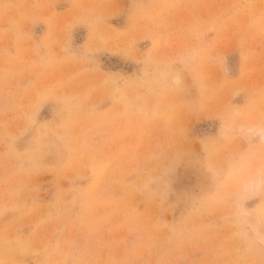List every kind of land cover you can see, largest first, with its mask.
<instances>
[{
	"label": "rangeland",
	"instance_id": "rangeland-1",
	"mask_svg": "<svg viewBox=\"0 0 264 264\" xmlns=\"http://www.w3.org/2000/svg\"><path fill=\"white\" fill-rule=\"evenodd\" d=\"M264 0H0V264H264Z\"/></svg>",
	"mask_w": 264,
	"mask_h": 264
},
{
	"label": "bare ground",
	"instance_id": "bare-ground-1",
	"mask_svg": "<svg viewBox=\"0 0 264 264\" xmlns=\"http://www.w3.org/2000/svg\"><path fill=\"white\" fill-rule=\"evenodd\" d=\"M264 138V137H263Z\"/></svg>",
	"mask_w": 264,
	"mask_h": 264
}]
</instances>
